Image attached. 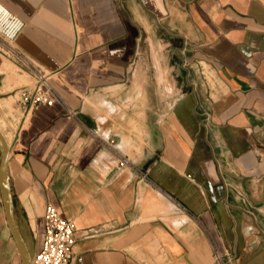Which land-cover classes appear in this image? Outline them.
<instances>
[{
    "label": "crops",
    "instance_id": "obj_1",
    "mask_svg": "<svg viewBox=\"0 0 264 264\" xmlns=\"http://www.w3.org/2000/svg\"><path fill=\"white\" fill-rule=\"evenodd\" d=\"M0 34L73 113L24 109L34 79L0 60L36 252L52 204L73 264H214L211 239L227 264H264V0H0ZM0 264H22L1 193Z\"/></svg>",
    "mask_w": 264,
    "mask_h": 264
},
{
    "label": "built area",
    "instance_id": "obj_2",
    "mask_svg": "<svg viewBox=\"0 0 264 264\" xmlns=\"http://www.w3.org/2000/svg\"><path fill=\"white\" fill-rule=\"evenodd\" d=\"M0 60L15 64L20 70L29 73L34 79V87L31 92H23L21 104L24 109L35 105L62 106L70 115L65 99L55 89L51 75L42 68L17 44L0 34ZM129 165L128 158H121L119 167ZM264 211V204L259 210ZM45 232L43 244L36 252L32 264H73L74 250L78 243L76 226L73 221H67L61 217L58 210L52 204L45 209ZM214 255V264H227L224 255L211 239Z\"/></svg>",
    "mask_w": 264,
    "mask_h": 264
},
{
    "label": "water",
    "instance_id": "obj_3",
    "mask_svg": "<svg viewBox=\"0 0 264 264\" xmlns=\"http://www.w3.org/2000/svg\"><path fill=\"white\" fill-rule=\"evenodd\" d=\"M30 107L27 108L29 110ZM13 148L0 129V193L7 224L19 251L22 264H32L36 255V240L22 206L16 201L9 172V158Z\"/></svg>",
    "mask_w": 264,
    "mask_h": 264
}]
</instances>
